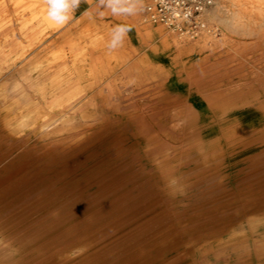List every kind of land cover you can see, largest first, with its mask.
I'll list each match as a JSON object with an SVG mask.
<instances>
[{
	"label": "rangeland",
	"instance_id": "rangeland-1",
	"mask_svg": "<svg viewBox=\"0 0 264 264\" xmlns=\"http://www.w3.org/2000/svg\"><path fill=\"white\" fill-rule=\"evenodd\" d=\"M144 18L142 29L161 26L184 37ZM204 19L221 38L223 28ZM255 19L193 56L186 87L194 110L175 93L141 92L128 101V113L87 121L70 139L9 136L0 113V264H114L121 252L162 246L151 264H264V141L226 146L233 132L228 109L243 107L264 121V17ZM76 21L75 36L89 22H125L111 15ZM206 29L185 37L200 42ZM52 41L0 69V98L17 95L32 64L56 50ZM204 210L219 213L207 220ZM200 227L209 230L204 238L187 236Z\"/></svg>",
	"mask_w": 264,
	"mask_h": 264
},
{
	"label": "bare ground",
	"instance_id": "bare-ground-1",
	"mask_svg": "<svg viewBox=\"0 0 264 264\" xmlns=\"http://www.w3.org/2000/svg\"><path fill=\"white\" fill-rule=\"evenodd\" d=\"M11 1L14 2L13 7L9 5L10 0H0V20L10 19L18 27L11 29L10 25H3L0 21V69L23 61L51 36L56 48L50 57L32 64L28 69L29 76L25 77L23 84L18 85L15 97L0 98V113L7 134L12 137L59 134L64 139H70L80 132L78 130H82L87 121L100 122L128 113V101L141 92L155 96L175 93L188 111L194 110L195 102H192L186 87V67L193 56L208 50L211 43L217 44L228 34L243 33L256 23V15L264 17V0H216L204 15L208 21L216 22L223 28V35L220 34L221 38L216 37L215 30L208 27V35L201 38L200 42L191 43L186 35L178 39L161 26L141 31L137 22L144 18V7L139 15L129 17L132 31L128 33L124 45L109 52L106 43L111 27L117 23L90 24L81 31L80 36H75L73 29L78 25L77 22L55 27L46 21L45 10L26 16L22 11L24 0ZM58 30L61 32L56 35ZM142 51L144 56H135ZM139 79L161 81L162 85H130ZM194 112L199 113V110L195 109ZM202 112L201 120L208 119L207 110ZM226 116L231 117L233 123V132L226 139L227 147H251L264 141V121L257 118L258 115H250L243 107H234L228 109ZM196 201L199 202L198 199ZM217 213L218 210L207 211V220L216 218ZM183 225L186 224L183 222ZM207 231V227H200L196 229L197 234L193 232V235L187 236L191 235V239L196 237L197 240L204 238ZM165 247L141 254L133 250L121 252L113 263L151 264Z\"/></svg>",
	"mask_w": 264,
	"mask_h": 264
},
{
	"label": "clouds",
	"instance_id": "clouds-1",
	"mask_svg": "<svg viewBox=\"0 0 264 264\" xmlns=\"http://www.w3.org/2000/svg\"><path fill=\"white\" fill-rule=\"evenodd\" d=\"M86 0H45V19L55 27L68 24ZM144 10V0H97L94 7L85 10L81 15L103 17L110 14L113 17H134ZM132 28L128 23H117L110 29L106 47L109 52L121 48Z\"/></svg>",
	"mask_w": 264,
	"mask_h": 264
},
{
	"label": "built area",
	"instance_id": "built-area-1",
	"mask_svg": "<svg viewBox=\"0 0 264 264\" xmlns=\"http://www.w3.org/2000/svg\"><path fill=\"white\" fill-rule=\"evenodd\" d=\"M215 2L216 0H146V19L194 37L207 28L203 15Z\"/></svg>",
	"mask_w": 264,
	"mask_h": 264
},
{
	"label": "crops",
	"instance_id": "crops-1",
	"mask_svg": "<svg viewBox=\"0 0 264 264\" xmlns=\"http://www.w3.org/2000/svg\"><path fill=\"white\" fill-rule=\"evenodd\" d=\"M96 2H97V0H86L85 3H82L81 6H80V9L75 13V15H74V17H73V19L71 21H74V19H76L77 17L82 16L81 14L84 13L86 9H88L90 7H94L96 5ZM45 9H46L45 0H24V2L22 3V11L26 13V11L28 10L30 12L28 14V16L31 15V12H38V11H42V10H45ZM108 15H110V14H105L102 17V19L106 18ZM123 19L128 24L132 22L131 18H129V17L128 18H123ZM140 23H141L140 21L137 22V24H138L139 27H140ZM90 24H93V23H90L89 22L88 25H90ZM154 28L155 27H153V28L151 27V28H147V29L146 28L145 29H142L140 27L141 31L151 30V29H154Z\"/></svg>",
	"mask_w": 264,
	"mask_h": 264
}]
</instances>
